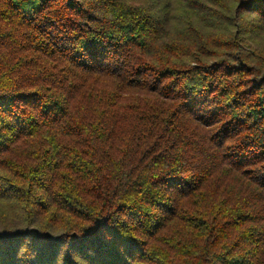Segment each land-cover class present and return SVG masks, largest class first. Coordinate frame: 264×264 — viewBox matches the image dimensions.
<instances>
[{
    "label": "trees",
    "instance_id": "16d2710c",
    "mask_svg": "<svg viewBox=\"0 0 264 264\" xmlns=\"http://www.w3.org/2000/svg\"><path fill=\"white\" fill-rule=\"evenodd\" d=\"M184 1L0 0V264H264V0Z\"/></svg>",
    "mask_w": 264,
    "mask_h": 264
},
{
    "label": "rangeland",
    "instance_id": "374dc122",
    "mask_svg": "<svg viewBox=\"0 0 264 264\" xmlns=\"http://www.w3.org/2000/svg\"><path fill=\"white\" fill-rule=\"evenodd\" d=\"M160 2H162L163 4L169 3V4H174L176 5V7H180L182 6V9L180 10V12L185 15V11L184 9L187 8V3L184 0H158ZM222 26V25H220Z\"/></svg>",
    "mask_w": 264,
    "mask_h": 264
}]
</instances>
